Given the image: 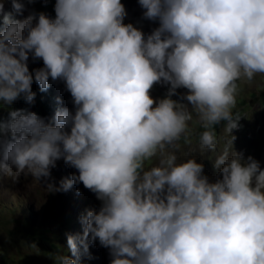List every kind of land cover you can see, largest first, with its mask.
Instances as JSON below:
<instances>
[{
    "label": "clouds",
    "instance_id": "clouds-1",
    "mask_svg": "<svg viewBox=\"0 0 264 264\" xmlns=\"http://www.w3.org/2000/svg\"><path fill=\"white\" fill-rule=\"evenodd\" d=\"M11 0L0 26V106L34 102L62 80L74 110L46 120L27 108L0 119V175H30L48 192L82 183L100 201L66 234L55 264H79L90 245L109 264H264V168L233 149L240 115L237 81L264 74V0H138L150 34L132 23L121 0H55V16ZM0 9L3 5L0 4ZM29 55L43 66L31 72ZM167 84L163 98L149 90ZM178 88L184 104L172 99ZM205 129L200 149L217 151L214 126L230 139L210 181L196 156H178L189 122ZM76 169L58 182L56 162Z\"/></svg>",
    "mask_w": 264,
    "mask_h": 264
},
{
    "label": "rangeland",
    "instance_id": "rangeland-1",
    "mask_svg": "<svg viewBox=\"0 0 264 264\" xmlns=\"http://www.w3.org/2000/svg\"><path fill=\"white\" fill-rule=\"evenodd\" d=\"M26 3V0H25ZM127 15L124 23H132L143 33L158 27V21H150L142 17L143 9L138 0H121ZM0 18L4 12H11V0H0ZM55 0H33L26 4V9L15 14L16 19H24L29 11L44 12L50 17L55 16ZM0 26H2L0 24ZM27 66L31 72L43 66L39 58L29 55ZM32 90L36 93L32 104L18 99L10 106H0V119H6L10 109L27 108L46 120L51 119L58 108L68 107L74 110L70 93L62 80H49V88L41 92L38 84L33 82ZM168 85L155 83L149 90L152 98H163ZM187 89L178 88L172 99L188 104L183 100ZM233 111L239 114L238 128L233 129L235 136L233 149L246 158L253 157L264 168V74H256L251 80L241 78L237 81V92ZM205 129L196 119L195 114L189 122L188 137L180 142L178 156L188 158L196 156L198 162H203L204 173L210 181L219 177V170L213 167V160L224 144L230 139L224 131V122L214 126L219 143L217 151L208 152L200 149L199 136ZM9 137L0 135V146ZM2 154V147H0ZM76 169L64 164L63 160L56 162L51 169V179L58 182L70 177ZM100 201L95 194L86 189L82 183L73 185L64 192H48L43 183L39 184L30 175L21 174L15 183L10 177L0 175V264H55V256L67 252L66 234L76 235L82 232L80 216L86 209H97ZM90 256L81 255L79 264H109L108 250L99 242L90 245Z\"/></svg>",
    "mask_w": 264,
    "mask_h": 264
},
{
    "label": "trees",
    "instance_id": "trees-1",
    "mask_svg": "<svg viewBox=\"0 0 264 264\" xmlns=\"http://www.w3.org/2000/svg\"><path fill=\"white\" fill-rule=\"evenodd\" d=\"M0 22H2V19L0 20ZM1 25H2V23H1Z\"/></svg>",
    "mask_w": 264,
    "mask_h": 264
}]
</instances>
